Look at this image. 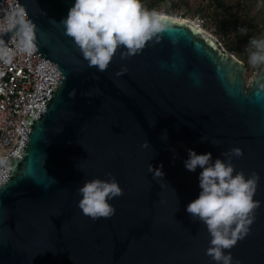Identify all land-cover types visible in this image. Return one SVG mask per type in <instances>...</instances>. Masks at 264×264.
I'll return each mask as SVG.
<instances>
[{
  "label": "water",
  "instance_id": "water-1",
  "mask_svg": "<svg viewBox=\"0 0 264 264\" xmlns=\"http://www.w3.org/2000/svg\"><path fill=\"white\" fill-rule=\"evenodd\" d=\"M15 1L27 16L0 30V44L30 40L54 70L39 67L48 83L0 171V264H215L206 225L185 210L201 169L184 160L188 148L215 158L239 146L232 162L259 174L254 199L264 201V66L245 82L244 63L214 36L166 14L142 48L126 58L117 49L101 71L60 23L74 0ZM108 173L122 194L113 215L93 219L76 189ZM254 216L226 249L240 264H264V203Z\"/></svg>",
  "mask_w": 264,
  "mask_h": 264
},
{
  "label": "clouds",
  "instance_id": "clouds-1",
  "mask_svg": "<svg viewBox=\"0 0 264 264\" xmlns=\"http://www.w3.org/2000/svg\"><path fill=\"white\" fill-rule=\"evenodd\" d=\"M166 19L156 10L142 7L140 0H74L60 23L89 65L103 71L117 49L121 50L122 58L136 53L161 29ZM238 31L246 33L247 28L240 26ZM30 43V40L25 41V46ZM247 48L248 62L264 66V35L250 36ZM69 95H74V90ZM162 138H167L166 131ZM201 139L206 138L202 136ZM147 145L149 142L145 140L142 146ZM187 152L184 166L190 171L198 167L201 170L198 173L199 194L187 203L185 210L191 218L206 225L210 236L206 254L215 264H240L226 249H231L249 232L255 218L254 210L264 203L254 199L259 174L246 175L243 170H236L232 159L233 155H242L239 146L226 149L215 158L211 151L198 153L188 148ZM156 169L155 174L163 176L162 165ZM107 175V179L99 176L86 179L76 189L80 196L79 208L93 219L113 215L115 208L110 201L122 194L115 175Z\"/></svg>",
  "mask_w": 264,
  "mask_h": 264
},
{
  "label": "built area",
  "instance_id": "built-area-1",
  "mask_svg": "<svg viewBox=\"0 0 264 264\" xmlns=\"http://www.w3.org/2000/svg\"><path fill=\"white\" fill-rule=\"evenodd\" d=\"M0 3V30L10 28L26 18L24 8L15 0ZM16 2V3H14ZM14 3V4H13ZM13 4V5H12ZM194 24L204 29L205 17L195 19ZM16 47L9 49L0 44V171L5 170L7 154L17 141L20 125L26 109L32 102L38 84L48 80L39 78V67L54 70V66L43 62L35 52L34 42L26 47L24 42L15 41Z\"/></svg>",
  "mask_w": 264,
  "mask_h": 264
},
{
  "label": "rangeland",
  "instance_id": "rangeland-1",
  "mask_svg": "<svg viewBox=\"0 0 264 264\" xmlns=\"http://www.w3.org/2000/svg\"><path fill=\"white\" fill-rule=\"evenodd\" d=\"M151 0H140L144 4ZM153 8L188 20L205 17V31L214 36L221 47L239 58L245 65V82L258 71L260 66L248 62L249 34L264 35V0H156ZM144 8H146L144 6ZM147 9V8H146ZM214 17L217 20H214ZM226 25V26H225ZM240 26L246 33L238 31ZM230 46V47H228ZM231 48V49H228ZM240 52V53H239Z\"/></svg>",
  "mask_w": 264,
  "mask_h": 264
},
{
  "label": "trees",
  "instance_id": "trees-1",
  "mask_svg": "<svg viewBox=\"0 0 264 264\" xmlns=\"http://www.w3.org/2000/svg\"><path fill=\"white\" fill-rule=\"evenodd\" d=\"M156 0H151V2H148V3H146V4H144V6L147 8V9H150V8H153V6L155 5V2ZM217 2H221L222 0H216ZM142 5V4H141ZM143 5H142V7H144ZM160 12V11H159ZM168 14V13H167ZM214 20L216 21L217 20V18L216 17H214ZM226 26V25H225ZM250 36H253V34H249V37ZM249 37H248V39H249ZM228 47H230V46H228ZM228 49H231V48H228ZM240 53V52H239Z\"/></svg>",
  "mask_w": 264,
  "mask_h": 264
},
{
  "label": "bare ground",
  "instance_id": "bare-ground-1",
  "mask_svg": "<svg viewBox=\"0 0 264 264\" xmlns=\"http://www.w3.org/2000/svg\"><path fill=\"white\" fill-rule=\"evenodd\" d=\"M157 12L160 13L162 16H164V15L167 14V13H162V12H159V11H157ZM175 17L178 18L177 16H175ZM184 19H185V18H184ZM186 20H188V19H186ZM188 21H191V22H193V23L195 22V20H193V21H192V20H188Z\"/></svg>",
  "mask_w": 264,
  "mask_h": 264
},
{
  "label": "snow or ice",
  "instance_id": "snow-or-ice-1",
  "mask_svg": "<svg viewBox=\"0 0 264 264\" xmlns=\"http://www.w3.org/2000/svg\"><path fill=\"white\" fill-rule=\"evenodd\" d=\"M181 23H183V21H180Z\"/></svg>",
  "mask_w": 264,
  "mask_h": 264
}]
</instances>
